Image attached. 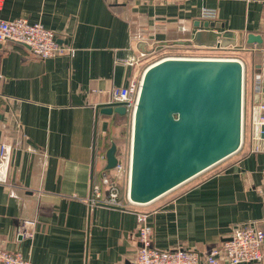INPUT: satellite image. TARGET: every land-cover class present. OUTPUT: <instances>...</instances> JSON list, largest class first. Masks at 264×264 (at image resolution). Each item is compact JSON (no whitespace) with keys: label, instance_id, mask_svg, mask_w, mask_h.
<instances>
[{"label":"crops","instance_id":"crops-1","mask_svg":"<svg viewBox=\"0 0 264 264\" xmlns=\"http://www.w3.org/2000/svg\"><path fill=\"white\" fill-rule=\"evenodd\" d=\"M204 8L216 9L217 18L202 19ZM18 18L55 31L75 53L40 59L24 45H0V145L13 147L8 181L0 183L1 248L32 264H133L141 213L150 215L161 250L208 252L230 239L234 226L264 227V140L253 152L251 139L253 80L264 78L263 3L6 0L0 19ZM220 53L245 66L241 151L150 205L90 206L92 185L102 183L107 166L102 155L113 142L121 161L130 152L133 113L97 116L96 107L112 101L111 89L141 81L165 57ZM26 220L37 223L33 239L18 234Z\"/></svg>","mask_w":264,"mask_h":264},{"label":"water","instance_id":"water-1","mask_svg":"<svg viewBox=\"0 0 264 264\" xmlns=\"http://www.w3.org/2000/svg\"><path fill=\"white\" fill-rule=\"evenodd\" d=\"M251 39L263 43L261 37ZM245 84V66L237 58L165 57L145 70L132 114L127 195L132 205H150L241 151ZM254 102L259 104V95ZM127 106L100 104L97 116H125ZM117 152L114 143L106 170L117 166Z\"/></svg>","mask_w":264,"mask_h":264},{"label":"built area","instance_id":"built-area-1","mask_svg":"<svg viewBox=\"0 0 264 264\" xmlns=\"http://www.w3.org/2000/svg\"><path fill=\"white\" fill-rule=\"evenodd\" d=\"M6 0H0V11ZM174 2L178 0H165ZM247 3H263L264 0H241ZM204 20L217 18L216 9L204 8L201 13ZM16 43L30 49L32 54L40 59H53L61 56H74L72 46L60 44L57 33L48 29L41 23H30L25 18L11 21L0 19V45ZM142 57L146 54L142 53ZM141 81H132L127 87H113L110 91L112 101L127 103L128 112H132L137 104ZM252 91L254 97L260 96L259 104H255L257 117L253 121L256 127L251 139L254 143L253 152L261 150L260 143L264 126V78L257 75L253 80ZM12 143L3 142L0 145V183H7L8 172L12 154ZM106 162V155H102ZM130 176V155L126 160L119 162L113 170L102 171V183L93 184L91 195L86 200L90 206H109L124 208L132 205L128 200V185ZM264 177V172H263ZM259 193L264 196V182L259 188ZM36 221L26 220L19 227L18 234L22 238L35 237ZM152 226L150 215L139 214L138 241L140 247L133 264H248L264 261V227L261 223L251 222L234 226L230 239L219 247L208 252L188 250H161L153 245ZM0 264H32L19 252H9L0 247Z\"/></svg>","mask_w":264,"mask_h":264},{"label":"rangeland","instance_id":"rangeland-1","mask_svg":"<svg viewBox=\"0 0 264 264\" xmlns=\"http://www.w3.org/2000/svg\"><path fill=\"white\" fill-rule=\"evenodd\" d=\"M213 57H217V58H236V56L232 53H220V54H215V55H212ZM128 129H129V126L128 128L125 130V134L128 133ZM130 154V152H129ZM128 154V156H129ZM234 157V156H233ZM233 157L227 159L226 161L220 163L219 165L215 166L214 168L210 169L209 171H207L206 173L207 174H203V175H208L209 173L213 172V171H217L218 169H220L225 163H227L228 161H230L231 159H233ZM178 190V189H177ZM176 191V190H175ZM174 192V191H173Z\"/></svg>","mask_w":264,"mask_h":264},{"label":"trees","instance_id":"trees-1","mask_svg":"<svg viewBox=\"0 0 264 264\" xmlns=\"http://www.w3.org/2000/svg\"><path fill=\"white\" fill-rule=\"evenodd\" d=\"M162 59H163V58H162ZM160 60H161V59H160ZM158 61H159V60H158ZM156 62H157V61H156ZM154 63H155V62H154ZM122 134H125V131H124ZM114 143H115V142H113L112 144H114ZM115 144H116V143H115ZM117 144H118V143H117ZM117 144H116V145H117ZM111 146H112V145H111ZM111 146H110V147H111ZM110 147L107 149V151L110 149ZM117 147H118V146H117ZM117 155L119 156V149H118Z\"/></svg>","mask_w":264,"mask_h":264}]
</instances>
